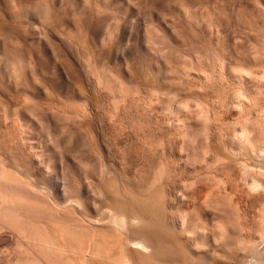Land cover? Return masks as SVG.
Here are the masks:
<instances>
[{"label":"bare ground","instance_id":"obj_1","mask_svg":"<svg viewBox=\"0 0 264 264\" xmlns=\"http://www.w3.org/2000/svg\"><path fill=\"white\" fill-rule=\"evenodd\" d=\"M13 1L12 4L14 3V9L19 11L17 14H20L21 16L19 17L21 18L23 16L25 20L24 18L23 20L20 19V21H22L20 24H17L16 20L19 18H17L18 16L16 12V15L14 13L13 15L17 19L14 20L12 17V23H7L6 16H4V18H6V22H4L5 19L1 17V19H4V25H6V23L8 24V28L4 30L1 27V24L0 27L2 29L0 28V30L3 31H0V34L2 36L4 32L6 33L7 39L5 37L4 40L6 41L3 40V43L5 45L7 44L6 46L9 45L5 48H10L11 51L9 49L8 52L10 53L7 52L6 54L7 50L4 49V47H1V45H4L1 44L0 41V49H2L0 54L2 57L9 55L10 58L13 55L11 54L13 52L12 50L17 48L15 45L19 46L16 51L21 50L22 48H20V46H22L25 48L22 51L26 50L25 52L27 53H20V51L17 53L14 50L13 53H16L17 58L16 56H12V60L9 59L11 61L8 60L6 63L4 58L0 55V65H2V61L5 63L1 72L2 78L0 77L2 79L0 84V244L8 242V238L5 237L6 235H2L6 231H14L22 239L27 241L28 245H26L27 248L24 250L25 255H22L23 257L20 256V258L18 256L16 262L14 261L15 264H264V213H261L262 215L260 216L258 223H254V220L252 221L250 219V215H248L245 210L247 207L242 208L239 203H236V206L232 205L234 206L232 207V209H234L232 211H235L236 215H233L234 212L230 215L237 218L234 223L229 222V219L225 218L228 221V225H221L218 221L220 226L218 224L217 225L219 227H217V225H212L210 228H206L210 232V237L220 253L218 252L215 255L217 252L216 250L215 253H213L214 251L212 252L213 256H211L212 254L203 252L208 249L202 248V243L204 241L201 242V239L203 238L201 232L204 229V226L201 223L203 210L201 207H194L195 209L192 213L191 211H188V209L186 211L180 210V205L186 197L183 192L178 191L177 188L168 182L170 179L168 180L165 176L164 178L168 181L163 179V175L165 173H169V170L166 169L168 166L165 167L167 165L165 164L167 161L165 163L163 162L164 164L161 165L162 168L160 167V171L165 168V170H167L166 172L163 173V171L159 172L157 170L158 174L154 173L152 177L148 176L149 178L144 184L139 182L137 174V168L139 167L137 157H139L138 150H140L142 146H140V138L136 135L134 124H132L133 126L123 128L124 123L121 125V123L116 124V122H114L121 117H118L121 110V106L118 102L120 100L118 99L117 101L116 98L115 100L113 99V112L110 115L111 118H108L110 121L99 119L100 105L106 101L105 99H110L109 96H111L113 91L115 92V87L112 91V86L114 85L111 86V79H117L115 82L119 85L118 88H120V94L124 92V94L128 96L130 91H134L132 90L133 88L129 91V88L131 87V85L130 87L127 86L129 82L127 84L124 82L126 79V72L118 70L119 73L115 74L113 72L114 69L111 66L110 68L109 65L110 63L116 64L117 61L125 58L124 46L128 45L130 41L135 38V32H137L141 23L138 16L139 12H136L138 1L86 0V4H94L97 7H101V9L107 8V11L108 9H113V11L116 9L119 14H122L121 16L119 15L120 18H118V23L121 25H116L118 27L117 29L115 28L116 26H114V29H116L117 32L116 30L113 32V29L110 26L112 30L107 29L104 31V29H102L104 31L102 33H100V31L98 32L97 29H85L84 23L83 29L82 25L79 23H82L80 19L85 13L81 14L83 11L80 12L81 18L78 23L77 19L75 21V18L80 17L77 16L79 14L78 12H75L76 16L74 18L75 14H69L68 10H66V12L62 11L63 6L65 5L63 0H50V2L48 1V5H46L47 3H44L46 6L43 4L46 0H40V2L43 1L42 4L45 8H47L45 9L43 6L46 11L42 8V4L36 0ZM76 1L74 2V7L72 6L73 8L76 6ZM6 2V0H0V11L5 7L8 10L7 5L9 2L8 4ZM34 2L38 3H36L38 7L31 9L33 12L32 14L29 13L30 10L27 8H33L31 4ZM86 6L87 5H85V7L83 6L84 9ZM40 7L43 9L40 10L44 15L41 14V11L39 14L36 12L34 14L35 9L39 11ZM72 7L70 8L72 9ZM71 9L70 11H72ZM76 9L77 8H75V10ZM12 10H10V14H12ZM103 11L104 10H102V13ZM87 12L88 11H86V14ZM1 14L2 13L0 12V16ZM105 14L107 15L106 11ZM116 14L115 16L111 15L113 20L117 19L115 18ZM85 16H83V18ZM250 16L252 17V13ZM87 20L88 19H86V21ZM109 22L111 24L114 22L117 24L116 20L112 21L111 19L110 21L109 19ZM0 23H2V21ZM77 24L81 25V27ZM262 25L264 26V24ZM263 26L259 27L262 28ZM147 34L145 36L143 35L144 38L141 39V44L144 47L147 39L148 46L152 43H149V38L153 36L149 33L148 38ZM262 34H264V31ZM7 40L9 42H7ZM10 41L11 45L14 46L13 49L11 48L12 46L10 47ZM131 42H134V40ZM104 49L107 50L105 56L103 53ZM14 57L16 60L13 59ZM6 59H8V57ZM39 59H45L53 74L47 80L41 79L40 77L44 83L42 84L40 81L41 84L43 86L45 85L44 90L40 87L42 85L38 82L39 74L41 75L40 71L37 69L38 67L36 68L37 70H35L36 73H32L33 70L29 71L28 68V66L30 67L33 63L35 65L39 63ZM90 60H93L94 66L90 65ZM83 61L86 62L85 65L82 63ZM88 61H90L89 65ZM107 62H110L108 63V66L106 65ZM66 63L67 66H65ZM106 66L109 67V70H107ZM1 67L2 66H0V68ZM110 69L113 70L110 71ZM37 71H39V74H37ZM34 73L37 75L38 81H36V77L33 76ZM44 73L45 72L42 74ZM47 74L48 73H46L44 77ZM49 75L50 74H48V76ZM132 75L130 76L132 77ZM119 79L122 81H119L118 83ZM150 81L147 80L146 82H142L143 85H146L144 83L147 82L149 85L157 83L156 81H154L156 83H151ZM165 81H167V83H163L168 86V81L171 82L172 80L170 81L167 78ZM130 83L132 82L130 81ZM136 83H138L137 80ZM53 85H58V87ZM26 86L30 87V89L28 88V91L31 90L30 94L34 98L39 99L38 102L34 100L36 104L40 103L39 105L43 103L42 101V103L40 102V98H42L43 94L46 91H48V93L54 91V88H60L62 89L61 91L71 94L74 98H82L84 102L83 104L85 105L80 106V104H77L79 101L76 103H73L72 101L74 105L77 104L81 109L83 107V110L80 108L78 110L76 108L77 106L74 107L72 104V108L74 109L72 110L70 106L71 103L70 105H67L69 100L67 101V104L64 102L62 103L63 98L60 97L62 100L60 102L62 107L64 106L63 104H65V106H70L68 108L72 111L68 112V114L70 113V116L66 117L67 114H62V107L58 108L57 103V110H54V107L56 106H54L55 103H53L54 107L51 106L54 108L53 115L49 112L50 108L47 109L46 106L44 107L41 105L40 108V106H37L36 104L31 105L33 100L32 97H29L30 95L25 89ZM171 86L172 84L170 83V87ZM134 89L136 92L137 88ZM163 89L165 90V88ZM168 92L169 91L167 90L166 94L171 93ZM50 94L53 95L54 93H49V96ZM163 94H165V91ZM166 94L165 96H167ZM46 96V98H48V94ZM54 96L55 95L52 96V101L55 98ZM174 96H176V94ZM122 97L124 98V95ZM161 97L163 96H160V98ZM49 98L51 100V96ZM157 98H159V96ZM164 98L166 99L167 97ZM29 100L31 101L30 103H28ZM52 101L50 103H52ZM47 105V107L50 106L48 103ZM33 106H37L39 108L34 107L35 109H33ZM65 106L63 108L68 110ZM75 108L77 110H75ZM58 109L62 111L60 112L66 118L65 120L60 114H58L60 113L58 112ZM38 110L41 112L39 113L41 118L37 119L45 122V125L41 122V126L43 125V129L44 126H46L44 131L46 130L47 135H44H46L47 141H49V144L46 148L44 147V149H42L43 147L40 149V147L38 148L34 145V143H31V139L28 140L29 135L27 136L26 133L28 119L31 118L33 120L35 116L33 118L32 116L34 114L37 117V113L39 112ZM55 111L58 113L56 114ZM160 114L161 113H159V115ZM114 117L118 118L115 119ZM148 125H150V123ZM151 127L148 126V129ZM124 129H127L128 131H124ZM148 129L147 134L149 137L146 136L145 138L147 140H142L143 152H147H144L145 155L155 154V149L159 146H156V142H154V140L150 137L152 131L150 132ZM160 137V151L166 154L168 152L167 146H165L166 142H163L162 136ZM2 138L3 141L1 140ZM10 145L12 146L11 148ZM39 145H43V142ZM12 148L15 150V154L14 152L12 153ZM253 151L256 152L255 150ZM254 152L252 156L255 158L257 154L254 155ZM10 153H12L15 158L13 162L14 167L11 166L12 159ZM221 153L219 155L220 157H223L222 159L224 161L221 159L223 164L226 162H230L231 164V161H235L232 160V156H230L231 153L229 154V151H227V154H224L223 152ZM157 156L158 155H156V157ZM251 158L249 156V159ZM215 160H217V164L220 163L218 162L220 161V158L219 160L218 158H215ZM255 160L256 158L251 161L254 163ZM263 160L260 161L262 162ZM240 161L241 160L233 163H242V161ZM260 161L257 159L256 163ZM261 162L258 163V165L263 164L264 166V163ZM248 165L246 164L244 166V168L246 167V169L243 168L244 173L242 171L243 174L249 176H245V178H252V180L254 179V181H259L264 186L263 171L259 170V172H255L254 170L253 172V170L248 168L250 167ZM241 166L243 167V165ZM12 168H15V170ZM239 169H241V167ZM28 176H31L32 180L35 178L39 182L44 179L47 180L55 197H57L59 201H67L68 206H70L69 203L72 202L75 207L74 209L78 210L81 218L78 215V219L75 220L74 224H68L66 220L68 217H65V214H62V212L60 213L59 211L61 210H57V208L55 209V207H57L55 206L56 204L51 203L52 201H50L46 195L45 198L40 199V201L38 200V193H33L36 192L33 189L37 185V182H35L34 179L33 181L35 184L33 185L32 180V182H30V180L27 181L26 177ZM71 178H74V180L77 181V188L72 185L73 183L71 182ZM31 186H34L32 187L33 189L30 188ZM34 194H36V196ZM262 208L264 210V207ZM71 209L73 208L71 207ZM263 210L261 212H263ZM72 214L75 215V213ZM223 221H225L224 218ZM227 221L222 222L221 220L220 222L226 223ZM226 232L229 234L232 232L231 236H226ZM17 243L19 244V242ZM203 246L206 247L204 243ZM17 250L19 249L17 248ZM209 250L207 251L208 253L210 252ZM22 251L21 253H23Z\"/></svg>","mask_w":264,"mask_h":264},{"label":"rangeland","instance_id":"obj_2","mask_svg":"<svg viewBox=\"0 0 264 264\" xmlns=\"http://www.w3.org/2000/svg\"><path fill=\"white\" fill-rule=\"evenodd\" d=\"M6 1H7L6 2L7 4L9 2V4L7 5L8 10L5 7L3 10L0 11L3 14V16L2 14L0 16V22L2 21V23H0V26L2 24L1 27L4 30L8 28L7 26L9 24L8 22L12 23L11 19L14 18L15 20L19 18L16 21H17V24L18 23L20 24V22L24 18L23 16L22 18L19 17L21 15L17 14L19 11L18 10L16 11V9H14L15 7V6L13 7L14 3L12 4L13 0L12 1L6 0ZM36 1L42 4L44 0L42 2H40V0H36ZM48 1L50 2V0H46V2H43V4L47 3L46 5H48ZM75 1L76 0H63L65 5L63 6L62 11L66 12V10H68L69 14H73V15L75 14L74 18L76 16V13L78 12L79 14L77 16H80V17L75 18V21L76 19L78 23L82 21V23L80 22L79 24L82 25L83 29L85 26V29H88V28L97 29L98 32L100 31V33L106 31L107 29H110V30L113 29V32H115L114 30L118 28L116 25H119V26L121 25L118 23V20H119L118 18H120L119 15L121 16L122 14H119L116 9H114V11L113 9H108L107 11V8L101 9V7H97L94 4L92 5L89 3L86 4V0H77L75 3L76 5L75 8L77 9L75 10V8H73ZM137 1H138L137 4L139 8L137 7L136 12L137 13L139 12L138 16L141 20V23H140V26L137 32H135L136 33L135 38L131 40V41L134 40V42L130 41L128 45L124 46L125 49L123 48L125 51L124 59L126 60L123 59V60L117 61L119 65L117 64V62L116 64H113L110 62L106 63L107 66L109 65L108 63H110L109 67L111 66L114 69L112 70L115 74L119 73L118 70L125 71L126 73L125 72L124 73H125L126 79L124 82L126 84L129 82L127 84L128 87H130L131 85V87L129 88V91L132 88H133L132 90L134 91L132 92L130 91V94L128 93V96L125 95L124 92H122V94L124 95V98H123L122 97L123 95L120 94L121 93L120 88H118L119 85L117 84V82H115V80L117 81V79L110 78L112 81L111 86L114 85L112 86V91H113V88L115 87L114 88L115 92L113 91L112 92L113 94L111 93V96H109L110 99L108 98H107L108 100L105 99L106 101H104L100 105L101 107H99L100 108L99 119L108 120L109 117L111 118L110 115L113 112L112 109L114 107L113 99L115 100L116 98L117 101L118 99L120 100L118 102L121 106V110H120L121 115L119 113L118 117L120 116L121 117L120 119L118 117H117L118 119L114 117L117 120L115 121L113 120V121L116 122V124L121 123V125L124 123L123 128L127 126L128 127L133 126L132 124H134L136 135L138 138H140L139 141H140V146H142V148H143L142 140L143 141L147 140L145 138L146 136L149 137L147 134L148 126L153 127V128L151 127L148 130L150 132L152 131L150 137L152 138V140H154V142H156L155 143L156 146L158 145L161 146L160 145L161 143L159 140H161L160 136H162V140L163 142H166L165 146H167V150H168V152L166 151L167 153L165 152L166 154L160 151L159 146L156 147L157 149H155L156 150L155 154L145 155L144 154L145 151L143 152L142 148L138 150L139 154L138 153L137 154L139 157H137L138 158L137 160H138L139 167L137 168V172H138L137 174H138L139 182L144 184L148 180L149 177H152L154 175V173L156 174L158 171L159 172L163 171L164 173L167 170H169V173H165L163 175V179H165L164 176L168 178V180L170 179L169 181L165 179V181L167 180L168 182H170V184H172L175 188H177L178 191L183 192L186 197V199L180 205V210L186 211L188 209V211H191V213L194 211L196 207L197 208L201 207V209L203 210L202 217H201V221H202L201 223L203 224L204 229L201 233L204 239L202 238L201 242L204 241L203 243L206 247H204L202 243V248H205V249L208 248L206 251H203V252L207 254H212L211 256H213V253H215V251L218 248L213 243L210 237V232L206 228H210L212 225L213 226H216L217 224L219 225V223L221 225L222 224L228 225L227 224L228 221L226 219H229V222L234 223V221H236L237 218L235 216H231L233 212H234L233 215H236L235 211H232L234 210L232 209V207H234L232 205L239 203V205L242 208L247 207L245 210L247 211L248 215H250L249 216L251 217L250 219L252 221L254 220L253 221L254 223H258L260 216L264 213V210L262 208L264 207V197H263L264 196V186L259 181H256V180L254 181V179L252 180V178L246 179L245 176L246 177H249V176L246 174H243L244 173L243 170L246 169V167L244 168L246 164L247 165L249 164L248 166L250 167L248 166L247 167L253 170V172L254 170L255 172H259V170H262L264 173L263 164L258 165V163L261 162L260 160L264 159V34H262L264 31L263 29L264 26L262 25L264 24V0H181V3H180V0L179 1L178 0H160V1L159 0H153V1L137 0ZM36 3L37 2H34L33 4H31L33 8H30V7L27 8L28 10H30V12L28 11L29 13L33 14L31 9H34V7H38L37 5L38 3L37 4ZM43 4L41 5L42 8L45 5ZM85 5L87 6L84 9ZM88 5H91V6H88ZM70 7H72V9ZM42 8L40 7L39 11L36 9L35 11L33 10L34 14L35 12L39 14V12L44 9ZM89 8L92 10L93 13L91 12ZM45 9L44 11H46ZM70 9L72 11H70ZM10 10H12V14H10L11 13ZM102 10H104L103 13H102ZM82 11L83 13L81 14H84V13L85 14L82 15V18H81L80 12ZM86 11H88L87 14H86ZM105 11L107 15L105 14ZM15 12L18 16L17 18H15V16L13 15V13L15 14ZM251 13H252L253 18L250 16ZM41 14H42V11H41ZM115 14H116L115 18H117L115 20L117 21V24H115V22L111 24L109 22V19L110 21L111 19L112 21H115L112 18L113 15L115 16ZM4 16L7 17L8 24L6 23V25H4L5 24L4 22H6V18H4ZM83 16H85L86 18L85 17L83 18ZM1 17L5 19L4 22H3L4 19L3 18L1 19ZM20 19L22 20L20 21ZM86 19L88 20L86 21ZM83 23L85 24L84 26H83ZM81 25H79V27H81ZM258 25L263 26V27L261 28ZM110 26L112 29L110 28ZM114 26H116L115 27L116 29H114ZM102 29H104V31ZM147 33L148 34L150 33V35L153 37L149 35L151 37L149 38ZM4 34H2V36L0 34V37H1L0 41H1V44L4 45V46L1 45V47H4V49H6L9 45L6 46L7 44L5 45L3 43L4 38L6 37L7 39L5 32ZM146 34H147V37L149 38V43L152 42L153 44L150 43L148 46V39H147V42H146L147 46L145 44V47H144L141 44V39H143ZM7 42L9 41L7 40ZM9 44L11 47L12 46L11 41ZM13 47L14 46H12L11 48L13 49ZM15 47L19 48V46H16V45ZM17 48L14 49L15 52L19 53L20 51V53H27L25 52L26 50L22 51L23 49H25L24 47L20 46V48L22 49L21 50L18 49L19 51H16ZM9 49H6L7 50L6 54ZM14 50L12 51L14 52ZM1 51L2 49H0V52ZM103 51H104L103 53L105 56L107 53V50L104 49ZM13 52L11 53L13 54L12 56H16L17 58L16 53L14 54ZM176 54H179V55H176ZM6 56L7 55H5V57ZM5 57L4 56L2 57L4 58L5 63L9 59L12 60L11 57L9 58V55L7 56L8 59H6L7 57L6 58ZM16 58L14 57L13 59L16 60ZM4 61H2L1 63L2 65H0L2 66L0 68L1 78H2L1 72L5 65ZM84 61L82 63H84L85 65L86 62ZM90 61H91V64H90ZM90 61H88L89 63L87 62L88 65L90 64L91 66H94L93 60H90ZM38 62L39 63L36 64L37 66L33 63V65L32 64L30 65L31 68L29 66L28 68H29V71L33 70L32 73L33 72L36 73L35 70L38 69L41 73L40 75L39 71H37V74H39V78H38L39 81L37 80V75L35 73H34L35 75L33 74V76L36 77V81H38L39 84H41V82L42 84H44L41 79L47 80L53 74H52L51 68H49V65L46 63L45 59H39ZM32 66L33 67L36 66V67H34L33 69ZM65 66H67V63L65 64ZM107 66L106 68L107 70H109L108 69L109 67ZM41 69L42 70L44 69V70L42 71ZM112 70L110 69V71ZM43 72L45 73L42 74ZM46 73L50 75L48 76L47 74L45 78L44 75ZM130 75H132V77ZM1 78H0V84L2 82ZM164 78L166 79L168 78V80L170 81L172 80L171 82L168 81L169 83L168 86H166L167 84L165 83H167V81H165L166 79ZM144 79H147L148 81L151 80L150 81L151 83L152 82L153 83L157 82V83L151 84L149 82L151 84L149 85L147 82V83H144L146 85H143L142 81L144 82L147 81ZM129 80L133 84L130 83ZM136 80L138 83H136ZM119 81H122V80L119 79L118 83ZM158 81L160 85L158 84ZM170 83L172 84L171 86L172 88L170 87ZM42 86L40 87L44 90L45 85L43 86L44 88ZM53 86L58 87V85H53ZM28 88L30 89L29 86H26L25 89L28 91ZM134 88H137L136 92ZM163 88H165V90ZM168 88L171 90H169ZM61 90L62 89L60 88H54V91L51 90L52 92H49L52 94L54 93L53 95H55L54 96L55 98L53 99V101H52L53 95L50 94L51 96V100H50L48 91H46L47 93L45 92L46 95L48 94V98H46L47 96L45 95V93L43 94L42 98H40L41 99L40 102L42 101L45 104L44 105L41 102L42 106L44 107L46 106L47 109L48 108L52 109V110L49 109L50 114H53L54 108H55L54 110H57V106L58 108L62 107V104L60 103L62 101L61 98H63L62 103L64 102L67 104L69 102L67 105H70L71 103L70 105L71 108L73 106L74 107L77 106L76 108L79 110L80 107L77 104H80V106L85 105L83 104L84 102L82 98H78V97L74 98L73 96H71V94H68ZM163 90L165 91V94L167 90L169 91L168 93L170 92L171 93L166 94L167 96H165V94H163L164 92ZM30 92L31 90L28 91L30 95L29 97H32L33 102L35 101L38 102L39 99L34 98L30 94ZM175 94L177 97L174 96ZM57 95H60V96H57ZM157 95L159 96V98H157L158 97ZM168 95L169 96L171 95L170 96L171 98ZM160 96H163V97L160 98ZM164 97H167L168 99L167 98L165 99ZM171 99H173L174 101ZM51 101L52 103H50ZM72 101L73 103H76L77 101H79L80 103L77 102V104L74 105ZM30 102L31 101L29 100L28 103ZM33 102L31 103V105L36 104V102L35 103ZM47 103L50 105L49 107H47L48 106ZM53 103H55V105ZM56 103H57V106H56ZM39 104L40 103H37L36 105L40 106L41 108V105ZM53 105L56 107H54ZM63 105L65 106V104ZM67 105L65 106L66 108L70 107ZM37 106H33V109H35L34 107H37ZM51 106H53L54 108ZM63 107L61 109L63 112L59 109H58L59 110L58 112L61 111L62 114L64 115L67 114L66 117L70 116L69 115L70 113L68 114V112L74 109L72 108V110H69L70 108H68L69 110L68 111L67 109ZM76 108L75 110H77ZM63 109L65 110V112ZM81 110H83V107ZM38 111L39 112L37 113L38 114L37 117L35 114L32 116V118L34 116L36 118L34 117L33 120L31 118L28 119L26 133H27V136L29 135L28 140L31 139L30 140L31 143H34V145L37 146L38 148L40 147V149L42 147H43L42 149H44V147L46 148L47 145L49 144V141H47V138H46V135H47L46 130L44 131V129H46V126H44V129L42 127L43 125L41 126V122L44 123V125H45V122L43 120L40 121L39 119H37V118H41V115L39 116V113L41 112L40 110ZM58 112H56V114ZM61 112L58 114H60L65 120L66 118L64 117V115L61 114ZM100 112L103 114H101ZM159 113L161 114L159 115ZM134 114H135V117H134ZM131 117H134V118H131ZM149 123L150 125H148ZM146 125H147V128H146ZM125 130L128 131L127 129H124V131ZM1 140L3 141V138ZM42 142H43V145H39ZM11 147L12 146L10 145V148ZM213 148L216 152L213 150ZM12 150H11L12 153L14 152L15 154V150L13 148ZM247 150H249L250 152ZM253 150H255L256 152H254ZM219 151L220 153L223 152L224 154H227V151H229V154L231 153L230 156H232V160H235L238 162L239 160H241L242 163L244 164L238 163V162H237L238 164L233 163L235 161L233 162L231 161L232 165L230 164V162H226V163L224 162L225 164H223L222 161L224 160L222 159L223 157H220ZM253 152H254V155L257 154L258 157L255 156V158L256 160L258 159V161L260 162L256 163V160H255V162L253 163L254 160L251 161L252 159H255L254 156H252ZM12 153H10L11 154L10 156L12 159L11 166L14 165L13 162L15 159ZM156 155L158 156L156 157ZM248 155L250 156V158L251 157L253 158L249 159ZM260 156L262 159L260 158ZM215 158L216 159L218 158V160L220 158V161L218 162H220L221 164L218 163L220 164L219 166H217L218 164ZM213 160H215L216 163ZM263 161L261 163H264ZM163 162L164 163L166 162L165 164L167 165L165 167L168 166V168H166L167 170H165V168L163 167L164 170L162 169L160 171V169L162 168L161 165L164 164ZM240 164L243 165V167ZM240 167L241 169H239ZM13 170H15V168ZM171 173H172V176H171ZM241 173L243 176L241 175ZM26 180L27 181L30 180V182L33 181L31 176L26 177ZM243 181H247V182H243ZM35 182H37V185L35 187L31 186L30 188L34 187V189L33 188L32 189L36 192H33V193H36V194L38 193L37 194L38 200L40 201V199L45 198L47 196L50 199V201H52L51 203L56 204L55 206L57 207L54 206L55 209L57 208V210H61L59 212L60 213L62 212V214H65V217H68L66 218L67 223L74 224L75 220L78 219V215L79 217L81 215L79 214L78 210L74 209L75 207L72 204V202L69 201L70 202L69 205L73 209H71V207L67 205L68 204L67 201H64V200L59 201L57 197H55V195L52 193L49 187L50 184L47 182V180L44 179L43 181L39 182L35 179ZM35 182L33 181L32 184L34 185ZM71 182L73 183L72 185L75 188L78 187V183L77 181L74 180V178H71ZM236 192L237 193L239 192V193L237 194ZM39 193H41L42 195ZM36 194L34 195L36 196ZM234 196H237V197H234ZM261 209L263 210V212H261L262 211ZM72 213H75V215ZM223 218L225 221H227L226 223L220 222L221 220L222 222H225L223 221ZM71 220H74V221H71ZM218 225L217 227L220 226ZM228 232H226V236L228 235L231 236L232 232H230V234ZM2 235L4 236L6 235L5 237L8 238V242H4L0 244V264H15L18 256L20 258V256L25 255L24 250L25 248H27L26 245H28V243L25 239H22L14 231H6ZM17 242H19V244ZM20 244H21V248H20ZM17 248L19 250H17ZM208 250L211 253L210 252L208 253L207 252ZM21 251L23 253H21ZM218 252L220 253V251L217 250L215 255Z\"/></svg>","mask_w":264,"mask_h":264}]
</instances>
